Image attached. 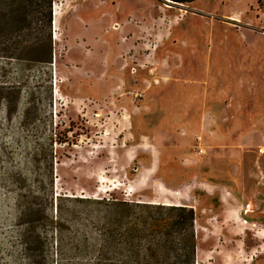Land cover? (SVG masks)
Instances as JSON below:
<instances>
[{"label": "rangeland", "instance_id": "rangeland-1", "mask_svg": "<svg viewBox=\"0 0 264 264\" xmlns=\"http://www.w3.org/2000/svg\"><path fill=\"white\" fill-rule=\"evenodd\" d=\"M46 12L0 0V264H29L30 226L42 264L171 258L167 211L110 228L103 197L193 208L195 264H264V0Z\"/></svg>", "mask_w": 264, "mask_h": 264}, {"label": "trees", "instance_id": "trees-1", "mask_svg": "<svg viewBox=\"0 0 264 264\" xmlns=\"http://www.w3.org/2000/svg\"><path fill=\"white\" fill-rule=\"evenodd\" d=\"M32 2L44 6L47 8L46 23L49 27L52 26V6L55 0H24V2ZM173 3H187L196 0H169ZM261 3V0H259ZM41 39V38H40ZM51 59V54L49 55ZM84 201L91 202L92 198H82ZM97 203L101 204L104 208V224L106 227L114 228L113 224L119 223L123 225L125 222L124 215L129 213L131 215L134 210V206L150 207L154 205L157 208L167 211L169 216L166 224H160L164 229L163 234L155 243V250H167L171 258L155 254L150 255L148 258H134L128 261L120 262L119 264H195L197 255V242L194 233V218L195 211L193 208L187 205H164V204H147V203H135L128 201H119L106 199H94ZM143 204V205H140ZM123 214L122 216H119ZM128 218V217H127ZM129 219V218H128ZM129 221L128 223H132ZM136 226L137 224H132ZM159 225V224H158ZM176 232V233H175ZM105 235H108L106 231ZM41 236L35 234V228L30 226L24 230L22 239L24 240V248L28 255L29 264H42L43 259L36 254L38 246L41 244ZM104 241L107 242L106 239ZM98 264H114V262L106 259H100Z\"/></svg>", "mask_w": 264, "mask_h": 264}, {"label": "crops", "instance_id": "crops-1", "mask_svg": "<svg viewBox=\"0 0 264 264\" xmlns=\"http://www.w3.org/2000/svg\"><path fill=\"white\" fill-rule=\"evenodd\" d=\"M82 12H83V13H87L85 10H83ZM176 205H177V204H176ZM239 211H240V210H239L238 208H236V207H234V208H232V209H230V208H229V209H226V213H227V214H226V217H227V218H231V217H232V218L235 219L237 216H239L238 214L241 215V213H239Z\"/></svg>", "mask_w": 264, "mask_h": 264}, {"label": "bare ground", "instance_id": "bare-ground-1", "mask_svg": "<svg viewBox=\"0 0 264 264\" xmlns=\"http://www.w3.org/2000/svg\"><path fill=\"white\" fill-rule=\"evenodd\" d=\"M54 16H55V19H54V26H55L56 29H57L58 26H59V17H61L60 10L58 9L57 6H56L55 11H54Z\"/></svg>", "mask_w": 264, "mask_h": 264}, {"label": "built area", "instance_id": "built-area-1", "mask_svg": "<svg viewBox=\"0 0 264 264\" xmlns=\"http://www.w3.org/2000/svg\"><path fill=\"white\" fill-rule=\"evenodd\" d=\"M137 69L136 68H134V71H136Z\"/></svg>", "mask_w": 264, "mask_h": 264}]
</instances>
